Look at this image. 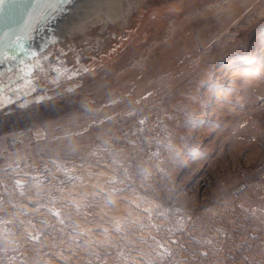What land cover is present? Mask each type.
<instances>
[{
	"label": "rangeland",
	"instance_id": "rangeland-1",
	"mask_svg": "<svg viewBox=\"0 0 264 264\" xmlns=\"http://www.w3.org/2000/svg\"><path fill=\"white\" fill-rule=\"evenodd\" d=\"M121 1L0 66V264H168L135 222L181 218L177 261L264 264V183L231 194L264 161V0ZM31 124L46 137L9 141Z\"/></svg>",
	"mask_w": 264,
	"mask_h": 264
},
{
	"label": "snow or ice",
	"instance_id": "snow-or-ice-1",
	"mask_svg": "<svg viewBox=\"0 0 264 264\" xmlns=\"http://www.w3.org/2000/svg\"><path fill=\"white\" fill-rule=\"evenodd\" d=\"M42 2V0H34V4L36 5H40ZM71 0H43V4L45 6L44 10L48 11L51 10V12H56L58 11V6L59 5H63L66 3H70ZM5 3V0H0V6H2ZM35 12V9H32L31 12L28 13L29 16H31L33 13ZM43 12L41 13V15L43 16ZM32 36L31 35H21L17 32H10V33H6L5 37L3 39H0V56H4L5 59L8 60H15L16 59V55H8V50L10 49L12 52L17 53V55L19 54H23V55H27L30 57H35L37 55V53L34 50L28 49L26 51V46L24 41H28L31 40ZM21 63L23 64L24 61H21ZM39 63V61H37V64ZM22 71L25 72L26 75H30L32 72V69L29 65L25 64L24 68L21 69ZM141 123H143V121H141ZM170 147V146H169ZM141 151H143V149H141ZM154 155H158V154H154ZM135 170L137 171L138 174H147V169H142L139 168V166L137 165L135 167ZM49 172V175H51V170H47ZM26 176H28L29 174H25ZM122 175L124 177L128 176V169L127 168H123L122 169ZM75 179V177H69V180H73ZM106 183L108 184H115L116 180L114 179L113 176H109L106 178L105 180ZM121 183H124V180L121 179L120 181ZM49 183L51 184L52 181L50 180ZM14 184L16 187H30L29 185H22L21 181L19 179H16L14 181ZM60 185H64L65 181L61 180L59 182ZM53 187L56 188L57 191H63L62 188L59 187V185H53ZM126 189L124 188H116L115 191L116 192H124ZM21 195H24L23 191H21L20 193ZM37 196L41 195L40 192L36 193ZM45 195L49 196V199L52 201H55L56 197L51 196L48 193H45ZM90 206V205H89ZM35 207H37V209H39L40 207H44L48 212H50L53 216L55 217H59L61 215L60 212L55 211L52 208H48L47 205H42V204H37L35 205ZM77 207H79V205H77ZM135 207L137 209L140 208L139 204H136ZM143 211L145 213H147L149 215V217H151V210L149 208H145L143 209ZM131 215V214H129ZM159 216H165L164 213H158ZM61 223H63V220L60 221ZM138 230L143 231L145 228H150L155 230L157 233L160 232H164L165 234V238L168 239V243L171 245H177L178 248L176 251H173L171 248H169L168 246L165 245V243H163L161 240H158L156 238V236L153 235H149L147 237H143L139 239V243L147 245V247L150 249L149 253H144V255L146 256H155L158 257L161 261H163L164 259H167L168 264H186V262H180L176 260V257L180 255V250L182 249L185 253L188 251L187 248L184 247V245L182 243H180L178 240L175 239H171L170 237L172 235H174L176 232H182L183 231V219H178L177 220V227L175 228H161L160 226L156 225V224H144L141 223L139 221L135 222ZM132 235H134V233H132ZM29 239H38V237H34L29 235L28 236ZM123 239H127V236L122 237ZM191 240H195V238L190 237ZM149 240L152 241V244H149ZM196 243H199V241H195ZM208 244H211V241H207ZM155 245V247H153L152 245ZM201 256H207L208 253L204 252V253H200ZM144 264H152L151 260H146L144 262Z\"/></svg>",
	"mask_w": 264,
	"mask_h": 264
},
{
	"label": "water",
	"instance_id": "water-1",
	"mask_svg": "<svg viewBox=\"0 0 264 264\" xmlns=\"http://www.w3.org/2000/svg\"><path fill=\"white\" fill-rule=\"evenodd\" d=\"M70 3L59 5L58 11L53 13L51 10H44L43 0L40 5L34 4V0H5V3L0 6V39H3L5 34L10 32L31 35V40L24 41L27 50L34 43V40L41 38L46 29L55 27L58 18L67 10ZM32 9H35V12L29 16L28 13ZM42 12L44 13L43 16L41 15ZM8 55L17 56V53L9 49ZM10 61L12 60L0 56V66Z\"/></svg>",
	"mask_w": 264,
	"mask_h": 264
},
{
	"label": "bare ground",
	"instance_id": "bare-ground-1",
	"mask_svg": "<svg viewBox=\"0 0 264 264\" xmlns=\"http://www.w3.org/2000/svg\"><path fill=\"white\" fill-rule=\"evenodd\" d=\"M109 1L112 0H74L67 6V10L60 15L55 27L62 34L68 33L71 29L85 30L106 18L113 21L119 15L122 1L116 0L117 4L112 9L110 8L111 11L108 10V5L111 4ZM39 44L40 38L34 40L32 45Z\"/></svg>",
	"mask_w": 264,
	"mask_h": 264
},
{
	"label": "built area",
	"instance_id": "built-area-1",
	"mask_svg": "<svg viewBox=\"0 0 264 264\" xmlns=\"http://www.w3.org/2000/svg\"><path fill=\"white\" fill-rule=\"evenodd\" d=\"M47 128L42 125H26L18 127L13 131L11 138L9 141L16 145L20 141L25 139H32V140H41L46 137ZM240 181L235 188L232 190V195L234 197H240L246 192L248 189L252 187L253 184L264 183V161L257 163L252 169L249 171L242 170L240 172Z\"/></svg>",
	"mask_w": 264,
	"mask_h": 264
},
{
	"label": "flooded vegetation",
	"instance_id": "flooded-vegetation-1",
	"mask_svg": "<svg viewBox=\"0 0 264 264\" xmlns=\"http://www.w3.org/2000/svg\"><path fill=\"white\" fill-rule=\"evenodd\" d=\"M56 30V27H50V28H48V29H46V31L42 34V36H41V38H40V43L42 42V41H47L48 40V37H52L53 36V32ZM32 46H34V45H31L28 49H32L33 47ZM27 49V50H28ZM26 50V51H27ZM22 54H19V55H17L16 56V59L15 60H12V61H10L9 63H7L8 65L9 64H12V62H16V61H18L17 59H18V57L19 56H21Z\"/></svg>",
	"mask_w": 264,
	"mask_h": 264
},
{
	"label": "trees",
	"instance_id": "trees-1",
	"mask_svg": "<svg viewBox=\"0 0 264 264\" xmlns=\"http://www.w3.org/2000/svg\"><path fill=\"white\" fill-rule=\"evenodd\" d=\"M14 111V109H12V110H8L7 112H2V113H0V115H8V114H10V113H12ZM15 112V111H14Z\"/></svg>",
	"mask_w": 264,
	"mask_h": 264
}]
</instances>
